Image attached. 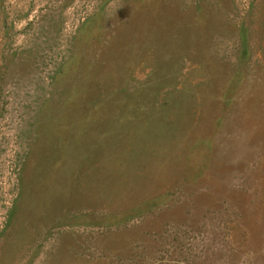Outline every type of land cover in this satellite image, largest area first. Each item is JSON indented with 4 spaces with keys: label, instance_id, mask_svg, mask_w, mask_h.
<instances>
[{
    "label": "rangeland",
    "instance_id": "374dc122",
    "mask_svg": "<svg viewBox=\"0 0 264 264\" xmlns=\"http://www.w3.org/2000/svg\"><path fill=\"white\" fill-rule=\"evenodd\" d=\"M0 0V264H264V0Z\"/></svg>",
    "mask_w": 264,
    "mask_h": 264
},
{
    "label": "trees",
    "instance_id": "16d2710c",
    "mask_svg": "<svg viewBox=\"0 0 264 264\" xmlns=\"http://www.w3.org/2000/svg\"><path fill=\"white\" fill-rule=\"evenodd\" d=\"M155 7L153 9V12L158 11V9L156 8V6L158 7V0L154 1Z\"/></svg>",
    "mask_w": 264,
    "mask_h": 264
}]
</instances>
